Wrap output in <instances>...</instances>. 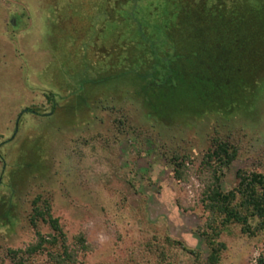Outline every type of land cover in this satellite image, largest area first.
Segmentation results:
<instances>
[{"label":"trees","instance_id":"1","mask_svg":"<svg viewBox=\"0 0 264 264\" xmlns=\"http://www.w3.org/2000/svg\"><path fill=\"white\" fill-rule=\"evenodd\" d=\"M80 5L79 15L55 5L50 17L55 18L51 59L42 76L58 91L46 93L52 113L47 117L63 114L70 123H90L101 111H119L126 99L136 100L150 122L166 126L178 116L183 124L214 116L229 121L256 109L264 92L259 0H81ZM118 122L125 132V120ZM21 154L6 166L9 175L34 171L35 162ZM239 154L240 146L217 132L201 158L203 212L196 232L206 256L166 234L142 242L136 264H179V250L191 255V264H220L228 249L222 235L231 225L250 237L264 234V172L239 169L237 184L223 185ZM191 157L176 150L169 156L179 182H191ZM15 188L0 176V210L9 212ZM39 220L51 230H37L23 247L6 248L12 264H90L86 256L96 245L84 231L71 239L42 194L32 200L30 214L33 226ZM257 264H264V253Z\"/></svg>","mask_w":264,"mask_h":264},{"label":"rangeland","instance_id":"2","mask_svg":"<svg viewBox=\"0 0 264 264\" xmlns=\"http://www.w3.org/2000/svg\"><path fill=\"white\" fill-rule=\"evenodd\" d=\"M80 4L0 0V176L16 186L11 209L0 210V264H12L6 248L23 247L37 230H51L43 220L35 226L30 222L38 194L50 199L71 239L84 231L96 245L86 256L90 264H136L142 259V242L166 234L206 256L196 232L203 212L202 155L217 132L240 146L223 179L225 189L237 184L239 169L264 172V92L255 110L229 121L214 116L183 124L178 116L169 126L161 125L150 122L134 99L119 104V111H101L90 123H70L63 114L47 117L46 112L52 113L46 93L58 91L42 76L51 59L47 49L55 18L50 17L55 5L79 15ZM120 118L128 131L119 129ZM174 150L192 156L187 164L195 171L189 183L174 176L169 159ZM17 151L23 153L21 159L35 162L32 173L8 174L6 166ZM178 200L192 208L185 210ZM222 239L228 249L220 264H257L264 253V234L250 237L239 225H231ZM178 259L191 264L192 257L179 250Z\"/></svg>","mask_w":264,"mask_h":264}]
</instances>
